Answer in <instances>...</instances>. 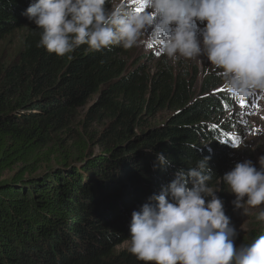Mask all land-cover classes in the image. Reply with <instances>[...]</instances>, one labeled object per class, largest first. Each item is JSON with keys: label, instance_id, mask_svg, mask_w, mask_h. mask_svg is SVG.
<instances>
[{"label": "trees", "instance_id": "1", "mask_svg": "<svg viewBox=\"0 0 264 264\" xmlns=\"http://www.w3.org/2000/svg\"><path fill=\"white\" fill-rule=\"evenodd\" d=\"M31 2L0 0V264H144L118 250L132 212L199 159L209 158L210 186L222 182L236 161L215 118L237 101L212 67L197 91L196 76L164 60L152 74L129 71L127 50L116 46L82 45L70 58L38 48L40 30L24 15ZM167 109L168 120L155 124ZM91 116L106 133L91 130ZM226 124L237 134L236 122ZM157 152L168 164L154 170Z\"/></svg>", "mask_w": 264, "mask_h": 264}, {"label": "clouds", "instance_id": "2", "mask_svg": "<svg viewBox=\"0 0 264 264\" xmlns=\"http://www.w3.org/2000/svg\"><path fill=\"white\" fill-rule=\"evenodd\" d=\"M32 0L24 15L38 48L58 57L82 45L158 49L170 61L206 60L237 102L264 96V0ZM154 170L168 160L155 154ZM208 157L176 172L167 189L132 212L128 251L144 264H264V235L237 246L238 232L210 186ZM220 179L235 209L264 222V155ZM210 198V199H209Z\"/></svg>", "mask_w": 264, "mask_h": 264}, {"label": "rangeland", "instance_id": "3", "mask_svg": "<svg viewBox=\"0 0 264 264\" xmlns=\"http://www.w3.org/2000/svg\"><path fill=\"white\" fill-rule=\"evenodd\" d=\"M134 3L140 4V0H133ZM164 60L169 65L175 67V74L186 73L188 78L196 76L195 88L199 89V85L202 82V77L206 75V72L211 67L206 60L203 62L201 59L184 60L180 59L178 61H170L162 57L158 49L153 48L151 50H146L143 46L134 47L127 50V61L128 70L131 72H137L142 70L145 74H152L156 69V64L158 61ZM211 73H216L212 70ZM174 90V87H172ZM203 94L196 92V97H202ZM98 101L97 96L92 97L88 100L86 106L78 111V120L85 122L88 119L89 114L92 109L96 106ZM246 106H241L240 102H237L232 108V114L227 113L215 118V121L219 124V127L229 131L230 140L238 139L240 141L239 147L231 146L227 150V155L232 156L231 159L237 162H243L245 160H251L254 164L259 167L258 159L260 156L264 155V96L259 94L253 95L244 101ZM172 111L167 109L162 111L155 121V124L165 123L168 120ZM89 121V126L91 130L99 134L106 133V123L99 116H91ZM237 123V134L233 133L232 128L227 127V122ZM78 123V124H79ZM108 125V124H107ZM112 126V122H111ZM119 131L121 127H118ZM119 133V132H118ZM208 148V146L206 147ZM93 155H98L101 153L100 148L92 147L90 153ZM21 167H17L11 172L5 175L6 180H10L14 177L16 173L20 171ZM45 170L47 166H42ZM214 191H217V195L224 201L225 212L231 218L233 225L236 227L238 232V237L236 239L237 246L241 243H251L253 240L261 235H264V222L257 219L259 209L249 208L247 215L243 214V210H237L234 208L232 201L235 199L234 195L228 192L227 185L223 182H218L214 187ZM110 197V196H109ZM99 198H103L104 201L108 199L105 193L100 194ZM210 199V198H209ZM107 204L103 205L105 211H107ZM129 243H125L118 248V250L128 251Z\"/></svg>", "mask_w": 264, "mask_h": 264}, {"label": "snow or ice", "instance_id": "4", "mask_svg": "<svg viewBox=\"0 0 264 264\" xmlns=\"http://www.w3.org/2000/svg\"><path fill=\"white\" fill-rule=\"evenodd\" d=\"M145 4H146V0H140L141 7L138 10H142ZM240 104H241V106H246L244 104V102H240ZM223 143H229V142L228 141H223ZM231 144H232L233 147H239L240 141L238 139H234V140L231 141Z\"/></svg>", "mask_w": 264, "mask_h": 264}]
</instances>
